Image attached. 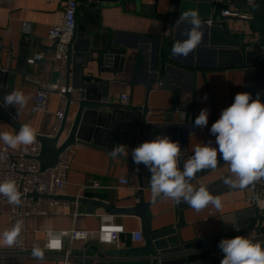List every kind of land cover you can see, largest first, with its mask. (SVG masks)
<instances>
[{
  "label": "crops",
  "instance_id": "crops-1",
  "mask_svg": "<svg viewBox=\"0 0 264 264\" xmlns=\"http://www.w3.org/2000/svg\"><path fill=\"white\" fill-rule=\"evenodd\" d=\"M249 0H213L212 10L209 3L197 4L203 24V39L197 49L185 57H176L171 54V47L177 40H184L183 33L189 28L186 23L178 21L177 25L170 24L176 10V0H158L155 2L145 0V10L132 0H105L100 8L89 16L77 11V18L82 22L78 27V33H95L97 39L107 42L111 40L114 46L123 50L121 56L122 67L118 65L117 74H105L103 78L107 82V92L111 103L121 104L123 96L131 98L130 105L135 108H149L148 122L150 130L145 141L156 139L160 136H168L172 141L181 146V159L179 167L182 170L183 162L194 154V148L203 143L215 144V137L211 135V125L220 117L223 109L234 102L237 93L247 92V72L241 68H225L223 64L227 60L220 58L210 42H218L220 35H210L209 28L212 22H223L228 19L229 25L241 27V18H248L251 12L245 8ZM67 0H7L0 4V48L3 50V59L6 66L20 70V61L31 58L36 54L44 56V60L35 66L28 65L29 75L40 79L56 82L59 77V64L54 60V46L48 39L50 29L63 22L65 5ZM253 2V0H251ZM81 2L78 8L81 7ZM230 11L237 17L221 16L222 11ZM211 21V23H208ZM174 36V40L171 38ZM164 65L166 67H164ZM221 66V67H220ZM112 66H110L111 68ZM113 69V67L111 68ZM73 65H71L70 85L73 83ZM163 72V75H161ZM10 92L19 90L30 97L27 105L15 106L18 111L17 122L20 125L30 123L39 136H52L56 121V114L60 109V96L54 94L49 103V109L45 113L31 115V109L38 89L35 85L26 81V78L17 71L12 74ZM176 86L177 103L180 111L186 114L181 122L180 113L173 114L167 111L173 108L174 92L170 90ZM249 93V92H248ZM205 96L207 99H205ZM264 102V98L262 99ZM122 105V104H121ZM195 108L194 114H187L185 108ZM209 111L208 125L204 128H192L186 122V118L199 115L201 109ZM77 107L71 106L67 120L64 140L70 131L76 116ZM11 122L0 116V132H18ZM144 141V142H145ZM0 141V149L6 147ZM71 169L68 173V183L61 196L66 198L70 206H55L50 215L29 217L26 220L27 249L29 254L15 258L11 264H57L52 253L44 250L46 231L64 232L71 229L84 231H97L103 225H119L126 230L121 236L126 244L125 250L143 248V243H132L130 234L142 231L143 220L135 216L110 215L102 208H95L91 213L88 206L74 199L88 198L106 202L116 208H131L137 205V197L141 192L136 189L143 187L142 193L146 202H153L150 190V172L143 165H132L120 159L110 158L98 151L83 146H75L71 149ZM127 157H131L128 154ZM219 158V154H218ZM229 166L224 162L211 169L202 177L192 180L195 188L208 186L222 178L230 176ZM120 178H131L132 187H119L115 189L116 181ZM93 180H100L112 189L102 191H85L83 188ZM231 188V187H230ZM233 189V188H231ZM222 207L216 209L209 205L197 212L191 207L184 210L185 229L182 234L185 241L191 242L225 233V238H233L242 235L248 238H258L255 231L248 234H237L240 227H250L256 221V214L248 211L253 209L255 192L252 188L230 190L217 195ZM153 215V228H168L179 221L178 203L172 200L156 202L151 208ZM259 214L264 220V207L259 205ZM0 234L10 230L9 219L3 216L0 219ZM258 228L264 235V223L258 222ZM3 248L9 246L1 245ZM72 251L75 260L72 264H82L84 261L93 260V246L82 242H74ZM38 247L44 252L43 259L34 258L33 248ZM116 251L108 246L101 253ZM211 252L210 255L203 253ZM195 261L207 257L220 256L223 253L218 246L198 249L193 251ZM118 257H105L106 260H116Z\"/></svg>",
  "mask_w": 264,
  "mask_h": 264
},
{
  "label": "water",
  "instance_id": "water-1",
  "mask_svg": "<svg viewBox=\"0 0 264 264\" xmlns=\"http://www.w3.org/2000/svg\"><path fill=\"white\" fill-rule=\"evenodd\" d=\"M117 1V0H116ZM144 12L145 0H132ZM154 10L157 7L158 0H153ZM176 10L173 20L170 24L177 25L179 17L183 12L189 9H195L199 3H209L212 10L213 0H176ZM81 2L80 9L77 11L85 13L89 16L92 12L97 11L100 5L105 0H78ZM245 8L251 12L248 18H241L243 26L235 27L229 25L228 19L223 22H212L209 28L210 35L215 33L220 35L218 42L213 40L210 45L220 58L223 56L227 60L223 64L225 68H241L247 72L246 84L247 92L251 93L252 98L255 99L257 93L260 94V99L264 98V0H249ZM99 11V10H98ZM82 22L76 18L75 36L69 45L68 56V74L67 83L70 85L71 65H73V83L72 87L80 92V99L73 101L71 95H67L68 105L65 112V118L62 122L59 132L55 136H39L35 142L41 146L40 157L37 161L40 165L41 172L53 169L57 166L61 154L72 147L83 146L98 150L106 154L111 163L114 159H120L123 162H128L136 165L131 157H116L112 158L108 155L111 148L117 144H124L128 147L127 151L131 155V150L145 141L147 133L150 130L148 122L149 108H135L132 105H119L110 102L107 92V82H105L103 75L117 74L118 65L122 67L121 56L124 55L123 50L114 46L111 40L104 42L97 39L95 33L87 32L84 34L78 33V27ZM174 40V36L171 41ZM28 58L20 61V70H14L13 67L6 66L3 59V50L0 48V102L6 93H10L9 87L12 84V74L17 71L25 78L29 75L28 72ZM113 67V69L110 68ZM164 67H166L164 65ZM221 67V66H220ZM163 75V72L162 74ZM174 92L173 108L168 110V113L173 114L180 110L177 103L176 86L170 88ZM77 107L74 123L72 124L67 137L63 139L65 134L67 120L71 106ZM192 106L185 108L187 114H194ZM0 116L8 120L17 129L20 124L17 122L18 111L14 106L0 107ZM186 122L194 128L193 116L186 118ZM223 160L218 158V164ZM138 166V165H136ZM211 169L201 170L192 179L206 174ZM191 180V181H192ZM211 194L217 195L221 192H228L231 189L225 185L224 178L206 186ZM248 188H254L249 186ZM255 191V190H254ZM144 194L141 192L137 197V205L131 208H116L112 205L96 201L92 199L80 198L74 199V202L85 204L88 206V211L93 213L95 208H102L108 214L135 216L143 220L145 246L143 248H135L121 251H110L101 253L98 250H92L93 260H86L82 264H221L220 256H212L195 261V254L193 251L200 249H208L213 246H218L223 236L227 234L219 233L214 236H209L204 239L195 241H185L182 230L185 229V214L184 210L189 208L186 203H178L179 221L176 225L168 228H160L155 230L153 228V215L151 207L156 202H146ZM59 199L66 198L60 196ZM259 204L254 202L253 209L248 212L256 214V221L250 227H240L237 234H248L249 231H255L259 236L261 229L257 227L258 222L264 223V220L259 214ZM253 240V238H250ZM254 241V240H253ZM255 242V241H254ZM264 247V246H262ZM210 255L211 252L203 253ZM105 257H120L121 260H106Z\"/></svg>",
  "mask_w": 264,
  "mask_h": 264
},
{
  "label": "clouds",
  "instance_id": "clouds-1",
  "mask_svg": "<svg viewBox=\"0 0 264 264\" xmlns=\"http://www.w3.org/2000/svg\"><path fill=\"white\" fill-rule=\"evenodd\" d=\"M181 23L189 28L183 33L184 40H177L171 47V54L176 57H187L194 52L203 39V24L198 10L189 9L179 17ZM30 97L16 90L3 96L0 107L27 105ZM205 99L207 97L205 96ZM180 120H185L186 114L180 110ZM209 111L201 109L195 118L194 126L207 127ZM215 137V144L203 143L194 148V154L183 162L182 170L178 166L181 159V146L168 136L145 141L131 150L133 162L143 164L150 172L151 199L172 200L184 202L197 212L212 205L216 209L222 207L218 196L211 194L205 186L195 188L191 180L198 172L205 169H215L219 159L229 166L231 175L224 178L225 185L231 188L245 189L264 179V102L257 93L255 99L251 93L240 92L234 97V102L223 109L219 119L210 128ZM37 130L30 124L20 126L18 132H0V141L16 148L21 145H31L37 138ZM128 147L117 144L108 153L112 158L127 157ZM0 195L7 198L13 205L21 203L22 194L14 180L0 182ZM256 201L264 206L257 196ZM23 227V221H17L10 230L0 234V245L13 246L19 243L18 237ZM261 241L237 235L225 238L219 242L223 253L221 264H264V247ZM34 258L43 259L44 252L34 247Z\"/></svg>",
  "mask_w": 264,
  "mask_h": 264
},
{
  "label": "built area",
  "instance_id": "built-area-1",
  "mask_svg": "<svg viewBox=\"0 0 264 264\" xmlns=\"http://www.w3.org/2000/svg\"><path fill=\"white\" fill-rule=\"evenodd\" d=\"M7 0H0V4ZM78 0H67L65 5V16L61 24L54 25L49 33L48 39L54 46V60L59 64V77L56 82L40 79L34 75L27 76L26 81L37 87L38 92L34 99L31 115L45 113L49 109L50 99L54 94L60 96V109L56 114L54 127L55 136L65 118L68 105L67 95H71L73 101L80 99V92L67 83L68 74V52L69 45L75 36L76 18L78 10ZM221 16L237 17L230 11H222ZM208 23H211L209 21ZM44 60V56L36 54L27 60L28 65L35 66ZM131 98L123 96L122 105H129ZM150 116V113H149ZM71 149L65 150L57 166L45 172H41L37 158L40 157L41 146L38 142L31 145H21L16 148L6 146L0 149V182L14 180L18 190L21 192V203L19 205L10 204L6 197L0 195V219L7 216L10 229L17 221H23V227L18 237L19 243L10 248H3L0 245V264H11L15 258L29 254L27 249V227L26 220L29 217L48 216L55 206H70L69 202L59 199L61 193L65 191L68 183V173L71 169ZM119 187H132L131 178H120L116 181L115 189ZM255 198L258 196L264 201V179L256 182L253 186ZM112 189L103 184L100 180L91 181L83 190L102 191ZM136 191L142 192L143 187ZM139 202V200H137ZM264 207V206H263ZM1 227V225H0ZM126 230L122 226L108 224L103 225L97 231H84L71 229L64 232L46 231L44 250L52 253L57 260V264H72L75 255L72 251L74 242H82L93 246L96 250L103 252L108 246L114 247L116 251L125 250L126 244L121 236ZM132 243H143L145 241L142 231L130 234ZM254 241L264 242V235L260 233ZM264 246V243H262ZM121 258H116V260ZM115 260V261H116Z\"/></svg>",
  "mask_w": 264,
  "mask_h": 264
}]
</instances>
